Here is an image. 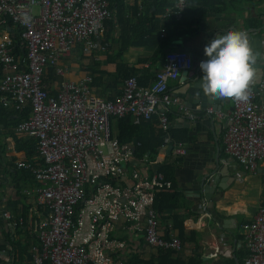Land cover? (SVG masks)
Here are the masks:
<instances>
[{"label":"built area","instance_id":"obj_1","mask_svg":"<svg viewBox=\"0 0 264 264\" xmlns=\"http://www.w3.org/2000/svg\"><path fill=\"white\" fill-rule=\"evenodd\" d=\"M188 2L177 0L165 18L180 21ZM22 10L32 16L30 25L20 22ZM112 17L109 0H0V25L9 20L19 28V47L25 53L18 58L12 39L0 40V104L20 112L30 108L15 133L36 141L37 162H19L16 168L33 175L38 183L36 206L49 211L33 226L37 245L25 264H128L115 255L127 252V236L137 232L152 248L183 251L177 237L166 238L160 232L155 206L160 193L174 190L173 183L163 173L152 172L155 162L149 155L135 159L131 146L113 134L112 120L130 115L150 121L157 116L162 148L173 146L174 156L185 158L186 146L170 137L167 109L178 99L169 94L168 83L192 70L193 58L185 50L171 51L151 87L130 77L116 100L99 98L90 87L91 76L66 80L61 61L78 45L86 53L97 49L105 22ZM50 68L63 79L56 95L45 81ZM263 94L264 82L258 90L251 88L246 104L231 100L227 115L214 112L226 118L225 153L251 174L264 162ZM3 217L12 229L24 221L9 212ZM242 229L243 264H264V205Z\"/></svg>","mask_w":264,"mask_h":264},{"label":"crops","instance_id":"obj_2","mask_svg":"<svg viewBox=\"0 0 264 264\" xmlns=\"http://www.w3.org/2000/svg\"><path fill=\"white\" fill-rule=\"evenodd\" d=\"M112 1L109 0V7L113 18H115L116 7L113 6ZM135 1L127 0V19L128 16L129 19L127 21V53L125 55L127 57V72H134L138 84L141 81V85L144 87H151L155 83L157 73L165 67L166 56L169 52L185 50L192 57L199 56L201 58L199 41L202 36L201 27H206V31L210 32L216 26H220L225 31L231 30L234 26L238 31L250 33L252 39H257L261 35L264 40V30L259 34L253 33L264 27V1L257 0L255 3H251L233 0L227 2L222 13H208L202 17L206 22L204 25L201 23L199 30L194 34L179 35V27L175 23L177 20L170 19L165 22L166 14L161 15L160 20L161 22L164 20L165 23L161 32V43L148 45L147 40L143 42L140 37L137 40L136 37L133 39L131 37V27L136 22L135 18L131 16V8ZM137 3H141L140 0H137ZM114 21L115 24L110 32L113 33L115 42H119V28L115 19ZM180 28L181 31H186L188 28L190 30V27ZM12 32L14 30L6 24L0 25V40L11 38ZM107 32H109V28H105L104 33ZM103 46L106 45L100 42L97 49L86 53L84 46L78 45L68 57L62 59L61 66L66 69V80L79 82L91 76L94 82L100 81L104 85L101 89H94L96 96L106 100H116L122 95L124 84L118 87L110 84L114 80L112 75L116 71V63L107 61L106 54L113 51L110 49V52H106L102 49ZM107 48L108 46H106ZM98 69L99 71H95ZM62 80L57 76L55 70L54 74L50 70L48 71L45 81L53 95L58 93ZM189 80L191 79L187 81ZM183 84L182 74L178 80L169 81V94L173 98H177L178 102L170 105L167 113L170 115L171 129L177 132L179 137L185 139L183 143L188 151L187 156L176 158L173 152L164 151L161 147V140L164 137L157 116L150 121H141L129 115L132 123L139 128L137 129V138L133 141L136 142L134 148L136 149L140 141L152 148L156 147L154 150L157 155L151 157L155 162L151 168L152 172H160L161 169H164L175 185L171 192L178 195L176 202L179 207L165 210L162 215L158 212V216L162 235L166 238L177 237L181 242L178 231L173 227V220L176 216L178 222H183L186 241L182 242L184 248L178 255L184 259H190L198 254L202 255V264H231L232 260L237 264L238 260L235 256L242 255L241 257H243L245 255L242 226L245 222L253 220L260 207L264 205V162H259L255 173H246L225 153L223 136L227 126L226 118L219 119L216 114L203 110L198 115L200 118L198 120L194 114L189 112L186 113L191 118L189 123L182 120L181 123L178 122L175 113L181 106L178 105L180 98L176 95V90H179ZM252 89L254 90V88ZM261 99L264 101V94ZM231 108L230 99L228 103L223 102L221 110L216 112L227 115ZM118 120H112L117 136L119 135ZM173 123L175 124L173 125ZM183 125L189 128H182ZM20 137L26 138L27 136L16 134L15 128H6L0 122V246L5 247L0 251L10 248L6 240L7 230L13 233L10 221L3 217L4 212H9L17 217L20 214L15 211L20 208L17 205L24 202L28 206L27 213L19 217L24 219L25 231L32 237H34L33 226L35 223L41 218L49 216V211L36 206L35 189L38 187V183L31 179L26 184H22L18 174L17 164L26 159L25 153H17L15 150L13 138L19 139ZM187 139L191 141L187 142ZM135 159H140V157H135ZM36 162L37 158L34 160V163ZM216 170H218L216 177L222 182L219 185L224 189H215L212 195L213 202L209 203L210 206L207 207L204 195L212 192L213 187L211 188V186L214 184L212 173ZM247 191L253 192L254 197H245ZM167 215L169 218L165 221L164 217ZM168 231L169 236L167 235ZM193 236H195L194 241L191 240ZM21 238L34 240V238H28L25 233ZM127 246L129 248L125 254L115 255V257H122L127 262H130L133 256L143 261H150L156 260L159 251H162L148 246L141 232L133 233L132 238L127 236ZM226 253H230L231 256H225ZM2 259H0V264H12L11 258L9 261Z\"/></svg>","mask_w":264,"mask_h":264},{"label":"trees","instance_id":"obj_3","mask_svg":"<svg viewBox=\"0 0 264 264\" xmlns=\"http://www.w3.org/2000/svg\"><path fill=\"white\" fill-rule=\"evenodd\" d=\"M112 1V0H111ZM177 0H140L141 3H137V0L134 2L131 8V16L135 18V25L131 27L132 30V39L136 37L137 40L139 37L143 40H147V44L155 43L159 45L161 43V32L163 31L162 28L165 27V22L169 21L170 19H173L174 17L171 16V18H165L164 20H160V16L166 14L167 8L174 7ZM228 1L233 0H189L188 6L183 12L182 19L180 21L175 22L176 25L179 27V35H183L185 33L188 34H194L199 30V26L201 25V19L202 17H205L208 13H222L224 11V6H226ZM239 2H251L255 3L257 0H238ZM113 6L116 7V17L110 20H107L105 22V28H109V32L103 34V37L100 39L102 40L103 45L108 46L107 49H111L113 52L107 55V61L116 63V71L113 73L114 80L111 81V85L114 87L122 86L125 84V81L129 79L130 77H134V72H127V62L122 60V57L127 53V0H113ZM115 4V5H114ZM142 8V9H140ZM116 24L119 28V42H115L113 38L112 26ZM173 21V20H172ZM7 26L12 28L14 32H12V41H13V47H14V53L18 57H23L25 55L24 51L19 47V35L20 30L16 26L13 25L11 21H7ZM195 26V28H193ZM180 27H190V30L181 31ZM194 30V31H193ZM117 46V48L115 47ZM110 46V47H109ZM106 49V50H107ZM105 53V52H104ZM52 74H54L53 68L49 69ZM47 70V73L48 71ZM95 71H99L95 70ZM46 73V75H47ZM56 73V71H55ZM3 74L2 66L0 65V77ZM139 85H141V81L139 82ZM110 86V85H109ZM90 87L94 92V89H101L104 87L102 82L100 81H93L92 77V83H90ZM104 91V89H103ZM30 115V108L29 106H26L22 111H16L12 107H3L2 104H0V122L6 127V128H16V126L23 120H26ZM170 115H168V118ZM119 135L118 139L121 144H128L131 145V143L137 138V129L138 126L134 125L132 123V120L129 118V115L119 119ZM23 136V135H22ZM163 136V134H162ZM170 136L172 137L173 141H176L178 143L185 142V139H182L178 136L177 132H174L173 129H171ZM14 137V136H13ZM164 137V136H163ZM15 150L17 153H25L26 159L25 163L33 164L35 158H37L36 154V141L34 139L29 138H13ZM161 144L163 146V140H161ZM191 141L190 139H187V142ZM184 144V143H183ZM185 145V144H184ZM161 146V147H162ZM156 147H150L144 142L140 141L139 144H137L136 149L134 151V156L137 158H141L144 155H149L150 157L156 156L155 150ZM163 173L167 180L171 181L170 177L168 176L167 172L164 171V169L160 171ZM18 174L20 175V178L22 180V184H26L28 180H33V175L30 172H26L23 170H19ZM172 182V181H171ZM174 184V183H173ZM175 187V185H174ZM22 187L20 188V190ZM177 198L178 195L175 194V192H163L158 195L157 202L155 204L158 212L160 215L165 210L168 209H175L176 207H179L177 205ZM167 203V204H165ZM17 206H20L19 209L15 210L16 212H20L18 216H14L15 218H19V216H24L27 213L28 206L24 204V202H20ZM169 218V215L164 217V220L167 221ZM173 227L175 230L179 233V238L184 243L186 241L185 238V230L183 227L182 221H177L176 216L173 220ZM26 224L24 221L20 225H16L13 228V233L10 232V230H7L6 233V240L8 241V244L10 246V258L12 264H25L28 261L31 260V251L32 247L37 245V242L35 241V237L29 236L28 233L25 231ZM25 235L28 238H34L33 241H30L28 239L25 240L21 238L22 235ZM196 233V232H195ZM167 235L169 236V231L167 232ZM195 236L191 238L192 241H194ZM5 249L4 246H0V250ZM242 255H236L235 258L238 260L237 264H243V257ZM122 258V257H121ZM231 264H235L234 260L230 261ZM128 264H202V255H194L190 259H184L178 253L171 252V251H159L158 258L156 260H150V261H143L138 259V257L133 256V259L130 260V262H127Z\"/></svg>","mask_w":264,"mask_h":264},{"label":"clouds","instance_id":"obj_4","mask_svg":"<svg viewBox=\"0 0 264 264\" xmlns=\"http://www.w3.org/2000/svg\"><path fill=\"white\" fill-rule=\"evenodd\" d=\"M18 18L24 25H30L33 19L23 10ZM203 51L207 59L200 62L199 68L203 73L201 87L205 95L246 104L250 100L251 86L257 78L256 55L247 34L230 30L215 36Z\"/></svg>","mask_w":264,"mask_h":264},{"label":"water","instance_id":"obj_5","mask_svg":"<svg viewBox=\"0 0 264 264\" xmlns=\"http://www.w3.org/2000/svg\"><path fill=\"white\" fill-rule=\"evenodd\" d=\"M264 1V0H263ZM214 16V15H213ZM205 18H202L201 23L204 25ZM231 30H236V27L233 26ZM263 28H259V31L253 32L254 34H259ZM230 30H222L220 26L213 27L210 32L206 31V27H201V34L202 36L199 38L200 44H201V58L199 56H193V68L190 71H184L182 73V83L183 86L176 90V95L179 96L180 101L178 105L181 106L180 109L177 110L175 115L178 117V122H185L189 123L191 118H189L186 113L191 112L192 114L197 117L196 120L200 119L199 114L203 112V110H208L209 108L212 109V112L220 111L221 110V104L223 102H229L230 99L228 98H213L210 96L205 95L203 92V89L201 87V78L203 76L202 71L199 68L200 62L207 59V57L204 55V47L207 46L210 41L218 35L226 34ZM247 37L250 42V47L252 48L253 53L256 55V69H257V78L252 84L251 88H254L255 90H258L259 86L264 82V40L262 36H258L257 39H252L250 33H246ZM188 79H191L187 81ZM185 95V97H184ZM184 114V115H182ZM180 120V121H179ZM182 120V121H181ZM176 121V122H177ZM175 122V123H176ZM173 123V125L175 124ZM182 128H189L185 125L182 126ZM136 142H133L132 144V151L134 153V146ZM173 146H168L164 148L165 150L170 151V153L173 152ZM218 170L214 171L212 173V177L214 179V184L211 186L212 192L204 195V199L206 200L207 207L210 206L209 203L213 202L212 195L215 189H224L222 186H220V179H217L216 174ZM222 183V182H221ZM226 183V182H225ZM4 255V257H2ZM3 258V259H2ZM0 259L9 261L10 259V248L5 251H0Z\"/></svg>","mask_w":264,"mask_h":264},{"label":"rangeland","instance_id":"obj_6","mask_svg":"<svg viewBox=\"0 0 264 264\" xmlns=\"http://www.w3.org/2000/svg\"><path fill=\"white\" fill-rule=\"evenodd\" d=\"M38 11H39V9L36 8V9H35V13H38ZM104 35H105V33H104ZM115 47H116V45H115ZM107 51L110 52L111 50L107 49L106 52H107ZM110 54H111V53H110ZM122 60H124L125 62L127 61V57H126V55H124V56L122 57ZM112 132H113V134H116V129H115V126H113V125H112ZM245 197L253 198V197H254V193L251 192V191H247ZM239 216H241V215H239ZM121 235L123 236V239L126 238L125 232H121Z\"/></svg>","mask_w":264,"mask_h":264}]
</instances>
